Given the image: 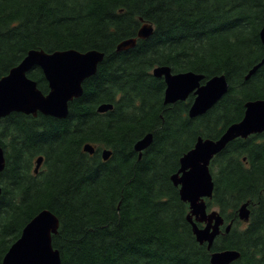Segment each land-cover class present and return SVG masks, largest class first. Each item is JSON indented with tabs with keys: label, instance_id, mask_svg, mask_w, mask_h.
<instances>
[{
	"label": "trees",
	"instance_id": "1",
	"mask_svg": "<svg viewBox=\"0 0 264 264\" xmlns=\"http://www.w3.org/2000/svg\"><path fill=\"white\" fill-rule=\"evenodd\" d=\"M264 0H0V78L30 50L104 54L65 119L12 113L0 120V264L24 226L47 209L59 221L51 238L61 264H210V254L240 253L234 264H264V132L237 138L209 164L217 208L229 233L199 245L170 177L197 138L218 139L248 101L264 100L259 32ZM152 27L138 39L142 24ZM136 38L133 48L116 46ZM158 66L206 80L223 75L228 91L190 119L185 102L163 104ZM27 77L48 92L41 70ZM101 104H111L98 113ZM141 157L133 149L145 135ZM95 147L93 155L83 145ZM107 149L111 156L101 158ZM43 159L37 172L35 161ZM248 204L249 220H238Z\"/></svg>",
	"mask_w": 264,
	"mask_h": 264
},
{
	"label": "water",
	"instance_id": "2",
	"mask_svg": "<svg viewBox=\"0 0 264 264\" xmlns=\"http://www.w3.org/2000/svg\"><path fill=\"white\" fill-rule=\"evenodd\" d=\"M152 33V27L142 24L137 32L138 39H146ZM260 42L264 48V14L259 32ZM136 38L120 42L117 51L133 48ZM104 54L97 50L79 52L76 50L46 53L42 50H30L22 61L12 68L7 75L0 78V120L12 113H21L36 117L37 114L65 119L69 103L83 94L82 84L95 75ZM264 64L262 60L252 67L245 79L248 80ZM38 67L47 83L48 92L43 94L35 81L27 77L29 71ZM152 75L163 79L165 89L163 104L173 105L185 102L189 96L193 100L188 109L190 119L197 118L210 110L228 91V84L223 75L214 76L204 83V76L192 72L172 73L168 67L158 66ZM113 108L111 104H101L98 113H106ZM264 132V100L248 101L244 104L242 119L228 126L216 140L199 137L193 148L179 159V169L171 175L170 180L178 188L181 201L189 206L186 221L199 245H206L210 250L216 237L229 233L232 223L224 226V219L217 211H207L205 200L213 194V180L209 171L211 160L234 139H246L251 135ZM152 135L147 134L133 147L141 153L149 147ZM83 152L93 155L95 147L90 143L83 145ZM111 152L101 151V158L107 161ZM43 159L35 161L36 173ZM5 166L3 149L0 146V173ZM1 193V188H0ZM238 219L243 223L249 220L248 204H242ZM200 225V227L198 226ZM59 228L57 217L44 209L33 217L22 229L18 239L9 247L1 264H61L59 252L53 249L51 238ZM240 257L236 250H222L210 254V264H234Z\"/></svg>",
	"mask_w": 264,
	"mask_h": 264
},
{
	"label": "rangeland",
	"instance_id": "3",
	"mask_svg": "<svg viewBox=\"0 0 264 264\" xmlns=\"http://www.w3.org/2000/svg\"><path fill=\"white\" fill-rule=\"evenodd\" d=\"M206 205H207V203H206ZM207 211H208V212H210V211H218V212H219V210H218L217 208H208ZM238 220H239V219H238ZM240 222H241V221H240ZM241 223H242V224L240 225V228H243L245 223H243V222H241ZM225 224H226V223H225Z\"/></svg>",
	"mask_w": 264,
	"mask_h": 264
},
{
	"label": "bare ground",
	"instance_id": "4",
	"mask_svg": "<svg viewBox=\"0 0 264 264\" xmlns=\"http://www.w3.org/2000/svg\"><path fill=\"white\" fill-rule=\"evenodd\" d=\"M226 78V77H225ZM142 154V153H141ZM218 212V211H217ZM59 229V228H58Z\"/></svg>",
	"mask_w": 264,
	"mask_h": 264
}]
</instances>
